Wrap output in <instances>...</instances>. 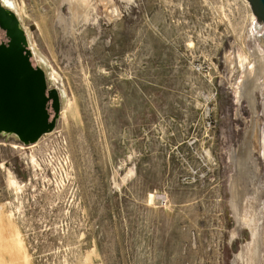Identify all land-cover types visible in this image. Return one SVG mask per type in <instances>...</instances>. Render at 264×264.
I'll use <instances>...</instances> for the list:
<instances>
[{"label":"rangeland","instance_id":"rangeland-1","mask_svg":"<svg viewBox=\"0 0 264 264\" xmlns=\"http://www.w3.org/2000/svg\"><path fill=\"white\" fill-rule=\"evenodd\" d=\"M0 2L61 105L0 135V264H238L246 0Z\"/></svg>","mask_w":264,"mask_h":264},{"label":"water","instance_id":"water-1","mask_svg":"<svg viewBox=\"0 0 264 264\" xmlns=\"http://www.w3.org/2000/svg\"><path fill=\"white\" fill-rule=\"evenodd\" d=\"M256 62L244 89L250 122L235 163L241 201L238 264H264V0H246ZM0 135L25 145L52 132L60 114L56 90L32 63L26 32L0 2ZM53 111V117L50 112Z\"/></svg>","mask_w":264,"mask_h":264},{"label":"flooded vegetation","instance_id":"flooded-vegetation-1","mask_svg":"<svg viewBox=\"0 0 264 264\" xmlns=\"http://www.w3.org/2000/svg\"><path fill=\"white\" fill-rule=\"evenodd\" d=\"M0 34H1V36H0V41L1 42H7V39H6V37H5V33H3L1 30H0ZM51 110L52 109H50V112H51ZM53 117V116H52Z\"/></svg>","mask_w":264,"mask_h":264},{"label":"bare ground","instance_id":"bare-ground-1","mask_svg":"<svg viewBox=\"0 0 264 264\" xmlns=\"http://www.w3.org/2000/svg\"><path fill=\"white\" fill-rule=\"evenodd\" d=\"M69 2H70V1H69ZM69 2H68V3H69ZM75 2H76V1H75ZM74 4L76 5V3H74ZM75 9H77V8L75 7ZM75 9H74V12L77 11V10H75ZM72 10H73V9H72ZM82 10H83V9H82ZM70 11H71V9H70ZM84 12H85V11H84ZM84 12H83V13H84ZM72 13H73V12H72ZM73 15H74V14H73ZM77 15H78V14H77ZM75 16H76V15H75ZM79 16H80V15H79Z\"/></svg>","mask_w":264,"mask_h":264},{"label":"trees","instance_id":"trees-1","mask_svg":"<svg viewBox=\"0 0 264 264\" xmlns=\"http://www.w3.org/2000/svg\"><path fill=\"white\" fill-rule=\"evenodd\" d=\"M1 30V29H0ZM2 31V30H1ZM3 32V31H2ZM4 33V32H3ZM1 42V41H0Z\"/></svg>","mask_w":264,"mask_h":264}]
</instances>
